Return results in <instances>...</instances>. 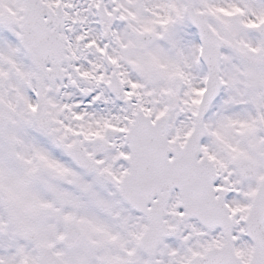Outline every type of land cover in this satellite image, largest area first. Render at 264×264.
Here are the masks:
<instances>
[{"label":"snow or ice","instance_id":"1","mask_svg":"<svg viewBox=\"0 0 264 264\" xmlns=\"http://www.w3.org/2000/svg\"><path fill=\"white\" fill-rule=\"evenodd\" d=\"M0 264H264V0H0Z\"/></svg>","mask_w":264,"mask_h":264}]
</instances>
